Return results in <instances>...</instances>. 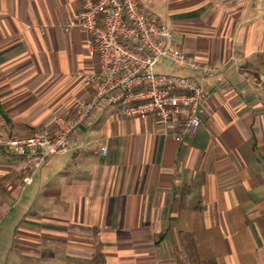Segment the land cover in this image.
I'll return each mask as SVG.
<instances>
[{
	"label": "crops",
	"instance_id": "obj_1",
	"mask_svg": "<svg viewBox=\"0 0 264 264\" xmlns=\"http://www.w3.org/2000/svg\"><path fill=\"white\" fill-rule=\"evenodd\" d=\"M83 4L0 0V136L43 130L88 95L96 62L86 31L69 26ZM168 13L214 70L193 74L209 92L203 125L178 141L158 118L99 109L27 184L24 159L0 146V234L16 249L100 264H264V13L245 0H171Z\"/></svg>",
	"mask_w": 264,
	"mask_h": 264
},
{
	"label": "built area",
	"instance_id": "obj_2",
	"mask_svg": "<svg viewBox=\"0 0 264 264\" xmlns=\"http://www.w3.org/2000/svg\"><path fill=\"white\" fill-rule=\"evenodd\" d=\"M152 0H84L69 26L87 33L89 56L96 63L86 73L88 95L78 98L68 113L32 136H0V146L24 159V182L53 155L69 152L82 125L103 108L119 106L133 119L158 118L163 132L183 141L203 125L209 92L194 77L160 70L164 59L202 71V81L213 68L194 59L182 46L183 36L170 21L151 10ZM100 153L108 156V144Z\"/></svg>",
	"mask_w": 264,
	"mask_h": 264
},
{
	"label": "rangeland",
	"instance_id": "obj_3",
	"mask_svg": "<svg viewBox=\"0 0 264 264\" xmlns=\"http://www.w3.org/2000/svg\"><path fill=\"white\" fill-rule=\"evenodd\" d=\"M171 0H152V6L150 7L152 12H155L158 16L163 19H167L169 16L168 9ZM246 3H253L256 5V8L260 9L262 13H264V0H245ZM145 4H147L148 0H143ZM264 16V15H263ZM164 69L168 73H176L178 75H184L188 77H193L195 71L190 67L180 66L172 60L164 59L163 61ZM191 75V76H190ZM195 77V76H194ZM117 107L116 109H118ZM36 130H32L29 132H25L24 136H32L36 133ZM31 188L26 187L23 192L22 196H25L27 199L31 196ZM43 250V249H41ZM40 251L39 253L35 254L32 252H23L15 247V236L10 234L1 235L0 234V264H100L98 262H90L86 260L78 261L76 259H67L62 258V254L57 256L56 258H51L49 256L42 255Z\"/></svg>",
	"mask_w": 264,
	"mask_h": 264
}]
</instances>
